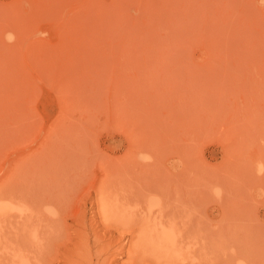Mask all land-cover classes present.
Masks as SVG:
<instances>
[{
  "label": "rangeland",
  "instance_id": "rangeland-1",
  "mask_svg": "<svg viewBox=\"0 0 264 264\" xmlns=\"http://www.w3.org/2000/svg\"><path fill=\"white\" fill-rule=\"evenodd\" d=\"M2 138L1 181L17 166L15 181L30 168L24 182L38 183L44 168L47 183L84 186L50 213L68 216L69 236L75 219L101 220L89 189L107 181L106 169H185L196 210L201 197L206 208L207 241L189 249L191 264H264V245L256 246L264 241V171L257 174L264 167V7L258 0H0ZM166 198L158 192L149 202L170 208ZM243 244L256 251L228 260ZM127 249L102 264H131ZM176 252L173 259L185 249ZM142 260L153 264L149 254Z\"/></svg>",
  "mask_w": 264,
  "mask_h": 264
},
{
  "label": "bare ground",
  "instance_id": "bare-ground-1",
  "mask_svg": "<svg viewBox=\"0 0 264 264\" xmlns=\"http://www.w3.org/2000/svg\"><path fill=\"white\" fill-rule=\"evenodd\" d=\"M3 138L0 139V145H4L2 140L7 139V137ZM25 160L22 161L28 162ZM43 160L44 158L41 161ZM16 167L12 169L9 176L7 175L5 181L0 180L3 182L0 184V264H55L61 259L63 264H102L104 257L106 262L108 256L124 254L125 248H128L126 251L128 258H126L131 264H147L142 260V256L146 254L152 256L153 264L164 262L165 264H191L193 259L189 249L194 246L196 240H200L202 245L206 244L207 234L204 223L206 208L202 207L204 198L201 197L202 206L196 210L193 204L194 189L193 191L190 189V182L184 178L185 169L178 172L176 169L143 168L141 173H137L135 169L132 171L106 169L103 172L107 176L106 179L108 178L107 181H101L96 190L93 187L89 189L90 195L95 194L98 197L97 217L100 216L101 220L87 223L84 219H75L74 224L77 229L69 236L68 216L61 217L60 214L57 216L50 213L57 207L63 209L67 200L73 202L84 186L80 184V187L75 190L76 187L68 186V182L62 184L58 179L56 182L47 183L48 169L44 168L36 174L39 175L38 183L24 182L29 181L30 168H27L24 173L16 174L15 181V176L13 177L12 174L16 169L18 170ZM36 171L33 170V172ZM69 174L72 175V172ZM134 180L141 182L139 187L132 185ZM17 181L24 183L14 186ZM126 188L128 191L125 190ZM205 188H207L205 185H200L198 193L201 196ZM158 192L162 193L163 197H172V199L166 198L168 203L170 202L169 205L166 202V205L171 206L170 208L162 205L163 207L156 209L154 203L152 205L149 202L150 197ZM140 197L143 198L142 201L138 200ZM20 202H28L31 207L25 211H16L15 204ZM131 204L136 207L127 211L126 208ZM183 204H187L188 207L181 208ZM195 214L199 215L196 221ZM99 223L102 226H99ZM121 229L125 230L124 234L116 235L118 230L122 231ZM115 235L121 236L119 239L114 238V240H121L118 245L115 244L116 240L113 242ZM233 241H236L235 238ZM237 241L233 243L236 244ZM112 244L113 247L114 244L117 245L114 251H112L113 247L111 250ZM263 245L264 241L256 246ZM256 246L254 248L247 245L245 247L244 244L238 248L235 246L228 260L232 261L238 256L246 255L250 253V250L256 251ZM182 249H185V252L179 257L181 259L171 257L174 252Z\"/></svg>",
  "mask_w": 264,
  "mask_h": 264
},
{
  "label": "clouds",
  "instance_id": "clouds-1",
  "mask_svg": "<svg viewBox=\"0 0 264 264\" xmlns=\"http://www.w3.org/2000/svg\"><path fill=\"white\" fill-rule=\"evenodd\" d=\"M258 3H259V5H260L261 7H264V0H258ZM38 36H39V37H42V38H47L48 33H47V32H40V33H38ZM5 40H6L7 42H9V43L14 42V40H15V36H14V34H13V33H6V34H5ZM139 158H140L142 161H144V162H150V161H151V157L146 156V155H144V154H141V156H140ZM261 171H264V167H261V168L258 170V173H257V174H258V175L261 174ZM215 192H216V194L219 196L221 190L216 189Z\"/></svg>",
  "mask_w": 264,
  "mask_h": 264
}]
</instances>
